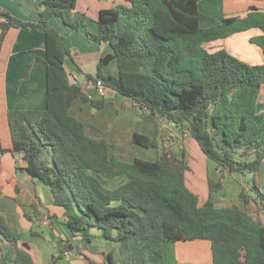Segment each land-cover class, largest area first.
<instances>
[{"label": "trees", "instance_id": "trees-1", "mask_svg": "<svg viewBox=\"0 0 264 264\" xmlns=\"http://www.w3.org/2000/svg\"><path fill=\"white\" fill-rule=\"evenodd\" d=\"M77 1L42 0L35 22L0 7V44L11 28L36 26L46 35V107L8 111L12 152L26 162L20 168L48 185L55 203L69 210L63 224L74 236L118 244L120 264H164L165 243L192 240L210 243L211 264H264V223L247 209L252 201L264 207V185L257 179L264 162V110L258 109L264 96V61L252 64L225 47L208 46L259 29L261 34L250 41L264 57V10L251 6L242 15H208L199 8L202 0H125L102 9L98 32L86 34L108 43L113 52L100 59L96 76L85 74L88 81L105 85L102 97H92L72 82L65 66L71 50L50 25V18L57 16L79 30ZM219 16L220 23L201 25V20ZM114 59L118 75L104 74V66ZM108 89L131 98L138 112L154 116L155 136L134 132L132 142L158 148L156 160L117 158L113 142L90 136L85 122L71 114L76 100L105 108L111 102ZM162 121L173 124L182 139L193 138L216 163L219 178L208 179L209 197L203 202L187 184L186 144L181 141L180 152L164 145L171 139L160 134ZM0 149L4 152L1 144ZM228 173L241 174L245 180L252 175L247 180L250 189L245 184L239 193L244 206L218 207L212 199L224 188ZM100 176L126 180L106 186ZM19 204L37 225L35 203ZM36 228L32 233L39 235ZM5 241L14 248L13 259L6 264H37L30 245L20 242L21 233L11 229L0 213L1 255L7 250ZM72 248L66 242L62 255ZM62 255L53 257L51 264ZM107 257L109 264H117L114 251Z\"/></svg>", "mask_w": 264, "mask_h": 264}, {"label": "crops", "instance_id": "crops-1", "mask_svg": "<svg viewBox=\"0 0 264 264\" xmlns=\"http://www.w3.org/2000/svg\"><path fill=\"white\" fill-rule=\"evenodd\" d=\"M42 0H0V7L9 11L12 15L28 21H38ZM125 0H78L76 19L81 23L79 30H73L64 24L57 16L50 18V25L56 28L64 37V45L71 50L72 55L66 58L65 66L69 72L72 82L82 85L88 94L96 96L92 90L96 87V81H88L85 74L97 75L98 63L100 59L113 52L112 47L105 42H97L90 39L86 30L98 32L97 22L102 9L110 8L116 3ZM251 6L264 10V0H202L199 3L200 10L208 15L234 16L247 13ZM223 17V16H222ZM222 17L214 21L201 20L203 27H209L220 23ZM259 29H251L246 32L236 33L226 39H220L211 43L214 50L226 47L227 43L236 37H249L259 35ZM1 35V28H0ZM246 36V37H245ZM210 46V47H211ZM259 49L258 58L255 63L261 64L264 61L263 54ZM46 35L45 31L36 26H24L21 28H11L0 44V144L4 150L0 156V213L5 217L8 225L13 230L21 233V241L30 245V252L37 264H51L53 257L62 255V248L66 242L73 245L71 250L66 251L56 264H109L107 254L110 251L118 250L119 246L112 241H104L97 237L92 242H86L80 236H74L63 222L69 214V210L55 203V197L50 187L38 179H34L20 167H24L26 162L21 154L13 153L12 137L9 129L8 111L11 109H43L46 107ZM32 63L30 64L31 59ZM104 74L118 75L117 60L110 61L103 68ZM111 102L103 109H96L88 103L76 100L70 109L73 116L83 120L86 124L87 133L97 139H106L114 143L115 151L124 142L133 143L134 132L155 136L156 121L150 112H138L134 107V101L116 91L108 89ZM118 102L123 103L129 109L130 118L127 116L124 122L122 118V108ZM113 106L114 120L99 118L100 113ZM120 115V116H118ZM95 119L88 121L87 117ZM168 123L166 121H162ZM162 124V123H160ZM170 125H173L169 123ZM160 125V132L162 131ZM176 128V127H175ZM177 129V128H176ZM176 132V131H175ZM161 134V133H160ZM165 134V133H162ZM161 134V135H162ZM177 137L181 134L177 130ZM178 142L180 140H177ZM186 142V139H184ZM176 143V142H174ZM179 145H172L173 151L177 152ZM156 149V148H154ZM114 149L112 150L113 153ZM157 148L154 160L158 158ZM120 157L126 158L124 161L131 162L137 153L125 155L120 153ZM120 159V158H119ZM123 160V159H121ZM236 174L237 179L244 183V177ZM238 174V175H237ZM239 176V177H238ZM249 179V175L247 176ZM262 185V181L259 180ZM108 186L116 185L107 181ZM118 184V183H117ZM188 186L198 193V188H202L199 181H188ZM197 185V186H196ZM242 189V188H241ZM19 201L27 205L35 203L37 212L40 214L37 225L28 218V214L19 204ZM219 204L216 203V206ZM222 207V206H218ZM260 209L264 207L258 203ZM34 209L30 207L29 215ZM37 219V217L35 218ZM36 226L39 228L37 229ZM40 231L39 235L33 237L32 229ZM28 233L27 240L22 235ZM6 253L0 254V264L12 261L14 248L9 241H5Z\"/></svg>", "mask_w": 264, "mask_h": 264}, {"label": "rangeland", "instance_id": "rangeland-1", "mask_svg": "<svg viewBox=\"0 0 264 264\" xmlns=\"http://www.w3.org/2000/svg\"><path fill=\"white\" fill-rule=\"evenodd\" d=\"M119 3V2H118ZM125 3V1H124ZM244 36L236 37L233 41L227 43L226 47L227 50H229L232 54L236 55L237 57L241 58L242 60H245L249 63H255L256 57L258 58L259 55V47L257 44L253 43L249 39H242ZM246 37V36H245ZM209 47L211 44L208 45ZM214 49L212 46L210 47ZM92 92L99 96V92H96L95 89L92 90ZM123 97V96H122ZM125 99V97H124ZM118 104L122 108V118L124 122L126 121V117L129 116L130 113L129 109L121 102H118ZM110 108L105 110L104 112L100 113L99 118L102 119H109L114 120V114H112V111H114L113 106H109ZM259 111L264 110V96L262 95L259 106ZM120 116V115H118ZM106 117V118H105ZM88 121L93 122L95 119L92 117H87ZM162 131L160 132L165 133L162 134L166 139H171V141L164 142V145L166 146H172L178 144L179 148L182 145L181 141H184L186 139V148H187V154L186 159L190 165V170L186 173L187 180L190 181H199V184H202V188H198V195L200 198V201L203 202L209 197V188H208V179L217 180L219 178V170L217 169L216 163L212 160H209L200 150L197 142L193 138L188 137H177L176 134L177 129L174 125H170L169 123L161 122ZM176 131V132H175ZM177 140H180L179 142ZM176 142V143H174ZM163 143V142H162ZM162 147V146H161ZM177 149V152H180V149ZM114 155L117 158L126 160L124 157H120V153L125 155L131 156L134 152L138 154V156L148 159V160H154V155L156 156L157 148H145L140 145L134 144V143H127L124 142L120 147L113 148ZM182 150V147H181ZM132 158V157H130ZM238 175V174H237ZM248 176V175H247ZM239 177V176H238ZM252 175H249V180H251ZM257 179L262 181V185H264V162L261 166L260 172L257 176ZM100 180L108 186L106 183L107 181L112 184H117L120 182H124L125 176H119L116 178H106L104 176H100ZM248 180V179H247ZM244 178L243 186L246 184V188L250 189V184H248V181ZM224 188L220 191L214 192L212 194V199L215 203H218L220 206H226L232 203H239L240 205L244 206V204L240 201L239 193L241 191V182L237 179L236 174L228 173L226 175V178L223 179ZM197 186V185H196ZM218 205V206H219ZM247 209L251 212V214L261 220L264 223V209H260L258 207V203L252 201L248 206ZM33 237L35 235L31 233ZM23 238L27 240L29 234L26 233L22 235ZM211 246L210 243L206 240H192V241H179V242H167L164 244V264H211ZM114 257L117 261V264H120V250H116ZM103 264V263H101Z\"/></svg>", "mask_w": 264, "mask_h": 264}, {"label": "built area", "instance_id": "built-area-1", "mask_svg": "<svg viewBox=\"0 0 264 264\" xmlns=\"http://www.w3.org/2000/svg\"><path fill=\"white\" fill-rule=\"evenodd\" d=\"M96 87L98 88V92H99L101 95H103L104 92H105V85H104V83H103L101 80H97V81H96ZM1 154H2V151H1V149H0V156H1Z\"/></svg>", "mask_w": 264, "mask_h": 264}]
</instances>
